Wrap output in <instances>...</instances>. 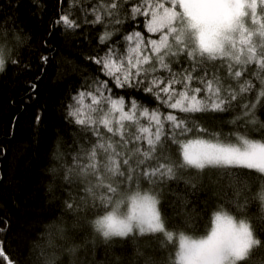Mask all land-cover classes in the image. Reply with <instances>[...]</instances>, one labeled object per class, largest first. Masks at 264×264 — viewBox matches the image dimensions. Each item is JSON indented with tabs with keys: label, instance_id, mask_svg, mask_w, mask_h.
I'll return each mask as SVG.
<instances>
[{
	"label": "trees",
	"instance_id": "1",
	"mask_svg": "<svg viewBox=\"0 0 264 264\" xmlns=\"http://www.w3.org/2000/svg\"><path fill=\"white\" fill-rule=\"evenodd\" d=\"M135 3L137 0H123L122 10L110 16L106 7L107 0H0V57L4 61L0 68V221L5 222L2 225L3 230H0V242L10 259L14 256L21 264H33L37 260L39 264H45L46 259L51 257L63 261L64 264H104L106 259H113L115 256L119 257L121 264H137V252L148 250L154 253L157 264H180L177 255L180 250L178 235L202 238L209 234L215 213L226 208L229 203V193L226 190L230 184L235 183L226 175L229 172L241 176L249 199L242 214H229L235 219H245L254 228L259 225L264 229V174L244 168H212L204 170L203 173L187 168L182 170L184 180L203 187L193 196L189 194L191 190L187 193L182 191L183 181L178 188L175 183L169 182V187L175 189L181 197V208L184 209L179 216L176 211L168 209L172 225L168 230L173 233L172 240L162 234L151 233L135 239L114 238L120 243L109 250L106 256V245L102 236L94 227H90L89 232L85 233L84 246L79 251L73 248L72 241L62 242L67 244L62 250L47 247L48 232L57 221L63 220L62 227L67 232L81 230L72 227L74 217L63 214L67 193L62 188L61 173L69 166L65 153L72 152L74 147L88 149L91 143L83 140L74 144L81 126L70 124L65 117L67 106L74 103V96L81 92H93L98 79H108L98 71L99 65L93 59L102 47L99 42L101 35L105 31L120 30L117 35H121V39L115 47L117 55L124 60L125 67L128 57H131L133 63L137 57L127 51L128 42L123 40V35L140 31L145 44L149 39H159V34L147 32L144 16H138L134 22L129 21L128 14ZM94 8L103 16L102 23L93 22L96 15ZM66 14L79 27L69 28L63 22L57 23ZM116 18L123 20V23H115ZM257 20H264V14H258ZM129 23H132V28L125 31ZM245 26L250 30L258 28V25H252L250 17L246 19ZM253 39L259 40L258 37ZM183 40L182 45H176L170 36L169 43L173 47L168 50L169 53L177 52L181 47L185 50L175 56H165V63L178 79H183L185 69L191 71L193 64L197 65V71L201 75L206 71L208 79L213 81V87L219 85L222 92L238 89L246 80L259 84L257 75L264 78V71L259 70L255 63L243 65L228 58L212 59L207 55L201 56L194 36L189 37L186 34ZM259 42L264 43V40ZM189 50L194 51V59L187 56ZM163 54L162 51L161 55ZM141 55L153 58L152 65L144 67L157 69L150 73L149 79L156 76L167 81L170 73L160 68L150 45ZM41 57H47V62H43ZM229 64L232 65V72L246 69L244 75L239 79L235 78L229 71ZM30 82L37 85L35 91L32 90ZM191 86L205 87L196 80ZM175 90L182 91V85L176 84ZM113 92L124 96L125 111L129 110L128 101L135 99L141 106L140 110L145 107L150 112L158 109L161 119L169 113L185 116L191 124L207 130L205 133L194 130V133L189 134V139L200 138L225 144L238 142V138L264 142V136L257 125L251 121L242 123L235 120V112L206 110L181 113L178 109L167 108L152 94L144 91L113 88ZM118 96L114 95L113 98ZM82 100L80 108L86 119L91 116L99 122L100 119L107 118L114 124L119 118L120 114L110 106H103L102 111L96 110L97 106L92 104L91 97L87 94ZM37 116L40 117L39 121ZM137 120L138 124L124 121L126 139H131L128 134H132V137L144 135L138 129L141 125L149 126V119L137 113ZM97 126L106 140L111 137L117 151H127L134 146L147 147L146 140L132 139V142L122 148L118 146V135L113 137L102 125ZM165 127L167 129V125ZM152 130H155L154 126ZM96 139L95 136L91 138L92 141ZM173 148L178 149V146L173 145ZM173 158L182 159L178 150ZM133 190L125 188L114 197L113 205L119 199L126 200ZM138 190L155 193L164 204L167 203L166 197L172 198L167 188L161 189L147 181L142 182ZM97 204L99 205V200ZM113 205L104 204L93 209L94 214L88 216V224L93 225ZM258 238L264 239V236ZM75 244L80 245L81 240H76ZM0 264L8 262L0 257ZM247 264H264V247L253 246Z\"/></svg>",
	"mask_w": 264,
	"mask_h": 264
},
{
	"label": "snow or ice",
	"instance_id": "2",
	"mask_svg": "<svg viewBox=\"0 0 264 264\" xmlns=\"http://www.w3.org/2000/svg\"><path fill=\"white\" fill-rule=\"evenodd\" d=\"M106 7L108 15L113 16L122 10L123 0H107ZM93 11L96 12V9ZM258 14H264V0H137L128 14L129 21L134 22L138 16H144L147 32L159 34V39H149L145 44L140 31H131L123 35V40L128 42L127 51L137 57L135 63L128 57L127 67L124 66V60L117 55L115 47L121 39V35H117L120 30L105 31L101 35L99 42L102 47L93 59L99 65L98 71L108 79H98L93 92H81L74 96L72 98L74 103L67 106L65 117L70 124L81 126L74 144L83 140L91 143L88 149L74 147L72 152H75V155L66 152L69 166L61 173L62 188L67 193V199L63 203V214L70 218L74 217L72 227L81 230L67 232L62 227L63 220L57 221L48 232L47 247L62 250L67 246L62 242L72 241L73 248L79 251V248L84 246L85 233L89 232L90 227H94L102 236L106 245V256L109 250L120 243L114 238L135 239L137 236L151 233L162 234L168 240H172L173 233L168 230L172 227L168 209L176 211L178 216L184 209L181 208V197L175 189L169 187V182L175 183L178 188L183 181L182 191L187 193L191 190L189 194L193 196L203 187L184 180L183 169L192 168L203 173L204 170L212 168H244L264 174V142L238 138L239 145L233 146L210 143L200 138L189 139V134L194 133V130L200 133L207 130L191 124L185 116L169 113L161 119L158 109L150 112L145 107L140 110L141 106L135 99L128 101L129 110L125 111L124 96H118L113 92V88L144 91L152 94L167 108L178 109L181 113L206 110L235 112L237 114L235 120L242 123L251 121L264 136V119H260L264 117V78L257 75L259 84L246 80L238 89L222 92L219 85L213 87V81L208 79L206 71L203 75L197 71L196 64H193L191 71L185 69L183 79H178L165 63L166 55L175 56L185 50L181 47L177 52L169 53L168 50L173 47L169 43V37H173L176 45H182L183 37L187 34L189 37H195L201 56L207 55L212 59L228 58L236 64L243 65L255 63L259 70L264 71V43L259 42L264 40V20L258 22ZM249 17L252 25H258L257 29L250 30L245 26V21ZM102 21L103 16L96 12L93 22ZM61 22L69 28L79 27L67 14L62 15L57 21ZM115 23L122 24L123 20L116 18ZM130 28L132 23L127 25L125 31ZM254 37H258L259 40H254ZM148 45L155 53L160 68L170 73L167 81L156 76L149 79L150 73L157 69L144 67L153 63L151 56L141 55ZM187 56L194 59V51H187ZM41 59L47 62L48 58ZM3 63V58L0 57V68ZM231 70L232 65L229 64V71L237 79L246 71L243 68L234 72ZM194 80L205 87H192ZM176 84H181L183 90L176 92ZM30 86L35 91L37 85L30 82ZM86 94L91 97L92 104L97 106L96 110L102 111L103 106L107 105L120 114L114 121L115 126L113 121L107 118H102L99 122L91 116L84 118L80 104ZM114 95L118 98L114 99ZM137 113L149 119V126H139L138 131L144 135L132 137V134H128L131 139H126L124 121L138 124ZM39 119L37 116V121ZM98 124L106 128L107 133H111L113 137L118 135L120 137L118 146L122 148L132 142V139L146 140L147 147L134 146L127 151H117L111 137L106 140ZM93 136L97 138L95 141L91 140ZM173 145L178 146V149L173 148ZM177 150L182 157L181 160L173 158ZM226 175L235 182L226 190L229 193L228 206L215 213V226L206 237L192 239L183 234L179 236L180 250L177 255L180 264H247L253 246L264 247V239L258 238L264 236V229L259 225L254 228L245 219H234V216L229 214L231 212L242 214L249 199L241 176L234 172ZM144 181L156 184L161 189L167 188L172 198L166 197L167 203L164 204L158 196L148 192L142 193L138 189ZM125 188L134 189L127 197V210L122 211L119 205L110 207L107 214L96 219L90 226L88 216L94 214L93 209L104 204L112 206L114 197ZM233 205L236 207L233 208ZM4 223L0 221V230H3ZM78 239L81 240L80 245L75 244ZM0 257L8 264H21L14 256L12 259L9 258L2 242ZM136 260L137 264H157L154 253L148 250L138 251ZM33 264H39V261H34ZM45 264L64 262L51 257L46 259ZM104 264H121V261L119 257L114 256L113 259H106Z\"/></svg>",
	"mask_w": 264,
	"mask_h": 264
},
{
	"label": "rangeland",
	"instance_id": "3",
	"mask_svg": "<svg viewBox=\"0 0 264 264\" xmlns=\"http://www.w3.org/2000/svg\"><path fill=\"white\" fill-rule=\"evenodd\" d=\"M251 140V139H250ZM208 142H210V143H220V142H217V141H212V140H207ZM254 141H256V140H254ZM257 142H260V141H257ZM220 144H224V145H233V146H238L239 145V141L238 142H235V143H229V144H225V143H220ZM144 192H148L149 194H152V195H155V193H153V192H150V191H144ZM144 192H142V193H144ZM129 196V195H128ZM127 196V197H128ZM127 197H126V200L124 199H119L118 200V202L117 203H115L114 205H113V207L114 206H116V205H119V207H120V209L122 210V211H126L127 210V204H128V201H127ZM107 214V213H106ZM105 215V214H104ZM103 216H101V217H99V218H102ZM98 218V219H99ZM214 218H215V215H214ZM235 219V218H234ZM215 225H214V220H213V225H212V227H214ZM210 232H211V230H210ZM210 232H209V234H210ZM207 236V235H206ZM206 236H204V237H206ZM190 237V236H189ZM204 237H202V238H204ZM178 238H179V235H178ZM190 238H192V239H201V237L199 238V237H197V238H193V237H190ZM178 260H179V257H178ZM180 262V261H179Z\"/></svg>",
	"mask_w": 264,
	"mask_h": 264
}]
</instances>
